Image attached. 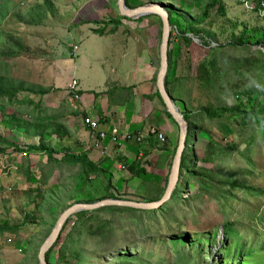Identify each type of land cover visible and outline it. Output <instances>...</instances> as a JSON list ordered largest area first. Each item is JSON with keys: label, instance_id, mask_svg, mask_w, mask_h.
<instances>
[{"label": "rangeland", "instance_id": "rangeland-1", "mask_svg": "<svg viewBox=\"0 0 264 264\" xmlns=\"http://www.w3.org/2000/svg\"><path fill=\"white\" fill-rule=\"evenodd\" d=\"M115 1L0 0V76L34 90L52 88L54 79L50 65L53 68L56 65L48 63L51 54L62 51L72 58L71 48L79 41L83 28L100 30L104 27L105 31L110 28L109 33H120L107 38L94 37L96 40L92 41L89 52L97 53L103 59L107 56L108 73L116 72L112 73L110 80L122 77V82L128 85L129 69L132 73L130 83L135 80L132 56L123 61L119 50L125 46L126 35H129L133 37L128 45L132 51L135 39L139 53L147 52V46L155 43L149 55L156 61L152 69L155 75L152 82L156 85L163 31L161 20L156 16L141 21L121 19L118 27H105L104 23L117 19ZM210 2L138 0L139 5L166 4L179 31L187 30L190 17L199 22H196L199 35L187 34L191 39V51L176 26L171 35L172 76L176 74L180 79L174 85V96L185 102L188 111L196 118V127L203 125L206 130L198 128L200 138L194 141V146L199 158L190 164V170L199 172V175L193 177L184 171L186 184L178 197L156 216L136 212L128 218L117 211L94 210L89 211L91 215L78 225L76 215L73 216L60 235L52 264L57 263L62 245L64 256L59 264H264V195L261 194L264 192V133L261 131L264 129V114L261 120L253 115H237L231 119L230 114L210 119L203 112L204 109L236 106L242 100L245 108L250 109L243 92L251 88L260 91L256 104L264 105V54L258 50L264 51V46L229 44L232 40L238 41L245 33L250 35L248 42L263 34L264 11L260 15L255 11L259 0H222L224 13L217 8L211 9L208 17L201 21L199 17ZM38 6L43 10L41 17L37 14ZM31 10L37 25L33 27L24 21L29 20L27 15ZM213 40L222 45L212 49L216 46L210 42ZM81 41L83 43L85 39ZM59 58L57 55L53 61ZM73 60L79 67V78L81 61L77 56ZM191 60H195L192 71ZM207 76L208 81L203 78ZM146 99H150L149 95ZM178 103L183 105L181 101ZM68 108L72 107L66 101L49 106L46 97L25 92L13 100L0 99V136L17 143L22 151L13 152L0 141L5 150V154L0 155V226H20L18 230L0 232V264H39V251L51 234L53 222L64 210L75 200L97 201L106 195L102 177L92 176L86 182L80 181L81 167L62 161V140L56 136L45 138L55 151L57 161L54 162L44 153L27 150L38 144V138L29 141L23 133L2 122L5 113L16 114L32 123L57 120L64 125L62 118L71 117L66 113ZM150 127L154 126L148 129ZM165 138L160 143L163 149L168 144ZM75 140L74 136L72 142ZM193 140L191 138V142ZM212 140L218 143L213 144ZM81 147L72 144L74 152L90 153L91 150ZM142 150L144 153L145 148ZM145 157L141 158V167L146 172L141 178L165 187L172 162L167 170L161 163L155 169L147 164ZM205 169L210 170L208 177H205ZM108 177L112 178V190L125 196L124 199L134 201L144 196L145 186L139 179H132L127 170ZM239 185L247 187L249 192L236 191V197L231 199L230 190L242 189ZM26 218L28 221L24 224ZM70 234L73 238L67 242ZM176 239L187 242L175 243Z\"/></svg>", "mask_w": 264, "mask_h": 264}, {"label": "crops", "instance_id": "crops-1", "mask_svg": "<svg viewBox=\"0 0 264 264\" xmlns=\"http://www.w3.org/2000/svg\"><path fill=\"white\" fill-rule=\"evenodd\" d=\"M82 28L83 26H81L80 29ZM94 30H98V28L90 27L87 28V30L83 28V33L79 36V41L74 43L78 49L74 51V48H71L72 51L70 53L73 55L72 58L70 56L69 59L67 53L62 51L55 55V51L54 55L50 53L52 58L48 60V63L56 65V68H53V66L50 65L52 69V78L54 79V86L52 88H47L50 92L44 96L46 97V103L51 106L66 101L68 105L72 107L71 109L68 108V111L66 112L71 117L69 119H67V117L62 118L63 124L66 125L70 131L71 140L69 141L70 138L62 140L60 143L61 150L64 148H70L73 153L82 154V152H74L72 144L73 147L85 146V150H91L90 153H85L91 160L100 164L108 174L115 175L116 173L121 172V170L118 169V166L124 164L128 165L135 159L145 157L142 149L143 147L145 148V144L148 143L147 140L152 138L150 146H154L155 149H152L151 152L147 154L145 160L150 167L156 169L157 165L161 163L164 170H167V168H170L169 164L171 163L174 149L179 141V132L177 123L166 116L163 105L157 97L155 98L157 85H154V82H152L155 76L152 69L155 68L156 61H154L149 55L151 48H154V45L152 44L155 43L151 42L147 46V52L139 53L135 38L134 51L128 49V45L131 43L133 37L126 35L129 43L125 41V46L122 47V49H119L121 51L120 56L123 61L128 60L127 58L132 56L134 62L133 69L135 72V80L130 83L132 73L129 69L127 73L129 84L126 85L122 82L121 75V78L116 81L110 80L112 73L116 74V72L108 73L105 64L107 59L106 55L103 59L99 58L97 53L92 54L89 52L92 50V41L94 39L96 40L94 37L107 38L111 35L117 36L120 32L109 33L110 28H108L103 35H97L93 33ZM82 38L85 39V42L83 43L81 41ZM57 55L60 56V58L53 61ZM76 56L78 60L81 61V73L79 78V67L77 62L73 60ZM80 56L82 59H80ZM98 61L101 62L98 63ZM51 69L49 70L50 73ZM73 81L78 83L77 93L79 99H76L73 94L67 91L68 86ZM44 88L46 89V87ZM122 88L132 89L130 92L132 93V99L128 102L122 103V98L120 97L117 103L111 104L109 98L110 94H112L113 91H116V93L119 94ZM61 94H66V96ZM148 95L150 98L149 100L146 99V96ZM69 96L70 98L67 99ZM69 103H71V105ZM86 117L99 119L101 127L104 130L118 127L121 133H124L125 131L141 133L144 136L141 144L142 147L137 146L136 143L127 141L122 144L121 148H118L111 141L110 135H108L104 141V146L106 148L105 153L92 148V139L89 137V130L83 124V120ZM149 126L157 127L158 131L163 132L165 137H167L168 144H166V148H164L165 150L160 146L162 141L156 135L147 134ZM74 136L77 140L72 142ZM134 148L136 150H133ZM146 149H150L149 144ZM12 156L13 155H11V157Z\"/></svg>", "mask_w": 264, "mask_h": 264}, {"label": "trees", "instance_id": "trees-1", "mask_svg": "<svg viewBox=\"0 0 264 264\" xmlns=\"http://www.w3.org/2000/svg\"><path fill=\"white\" fill-rule=\"evenodd\" d=\"M46 4H50L49 1L46 2ZM125 5L129 8H135L137 6H141L138 4V0H125ZM217 8L218 11L220 13H224L223 11V4H222V0H211L210 4L208 6H206L205 11L201 14V16L199 17L201 21H204L208 15H209V11L211 9H215ZM257 12V11H256ZM258 13V12H257ZM37 14L38 17L43 16V10L40 6H38V10H37ZM33 16V12L31 10V12L27 15V17L29 18V20H24L25 23H27L28 25H32L33 26H37L35 21L32 19ZM150 16H155V15H150ZM150 16H145L142 18H139L137 20L141 21V19L150 17ZM173 14L171 13V21H172V25L176 26L179 29V26L176 25L173 21ZM158 17V16H156ZM160 18V17H158ZM126 20L125 18H122L120 16H117V19H110L107 23H105V27L106 26H115L118 27L120 25V20ZM159 20H161L162 26H163V22L162 19L160 18ZM197 23H199L198 21L195 20V18H191L190 17V21L188 22L189 25L187 27V30L185 31H179L182 40L185 42V45L188 47V50L191 51L192 46H189V43L191 42V39L187 36V34H193L195 36L199 35L200 30H197ZM96 24H100L98 22H95ZM85 24V22H84ZM90 24V23H89ZM247 27V26H246ZM261 31H264L261 30ZM105 32V28H103L102 30H94V34L97 35H103ZM112 33H115V31H112ZM258 34V33H257ZM246 37H249L248 39H246ZM250 39V35H246L242 34V36H240V38L238 39V41H234L232 40L229 44L232 45H245V44H250L253 43L255 45H263L264 46V33L263 34H259L257 35V39H253L250 40V42H248L247 40ZM216 41H218L215 38ZM216 44L215 47H211V44ZM208 41V45H210V47L212 49H217L219 48L222 44L218 43V42H214L213 41ZM252 44V45H253ZM261 53L264 54V51H262V49H258ZM7 53V52H6ZM173 52L170 51V59H169V74L167 76L166 79V88L167 91L170 95V97L172 98V100L174 102H176V104L178 106H180V110L182 112H184L186 120L189 123V128L187 130V135H186V149L183 153V157H182V164H181V172H180V179L179 182L177 184V188L174 191L172 198L165 203L160 209H156V210H149V211H143V210H135V209H131V208H126V207H105L99 210H96L98 212L104 211V210H111V211H117V212H121L123 215L128 216V218H132L134 216V214L136 212H140V213H146L149 216H156L159 215L160 213H162L165 210L166 205L172 201L175 200L179 193L180 190L182 189L183 185L186 184V182L183 179V172L185 171L186 173L191 174L193 177H197V175H199V172L191 171V165L194 162L198 161V155L196 152V148L194 146V141L199 139L200 137L198 136V128H200V130L206 131L205 128H203V125H200V127H196V118L191 114V112L188 111L185 102L183 100H179L177 97L174 96V85L175 83H177V81H180L179 78H177L176 74H174L172 76V71H173ZM195 62V60H191L190 63H192L190 65L191 67V71H192V66L193 63ZM205 62H207V59H205ZM205 67L207 66V64H204ZM201 67H203V65L201 64ZM157 78V77H156ZM205 80H209V76L207 77H203ZM125 91V92H123ZM132 91L131 88H126V89H121V92L119 94L116 93V91H113L112 94H110V103L111 104H115L117 103L118 99L121 97L122 98V103L123 102H128L132 99V93H130ZM28 93V94H39L41 97L47 95L50 90L49 89H45V88H40L38 90H34L32 88H28L25 87L23 85V83H18L14 80H9L6 77H2L0 76V99L3 98H7L10 100H13L15 98H17V95L20 93ZM260 91L255 90V88H251L246 92H243L244 95L247 96V104L250 106V109H246L245 108V103L244 100L240 101V104L236 105V106H225V107H220L218 109H204L203 112L204 114L210 118V119H215V118H222L223 115L225 114H230L231 119L236 118L237 115H242L245 117H249L251 115L255 116L258 119H262V114H264V105H258L256 103H258V99H257V95L259 94ZM243 95V97H244ZM160 102L162 103L163 107H164V113L166 114V116L170 119H172V116L167 112L166 108H165V104L159 94V91L157 89L156 91V96ZM178 101H181L183 103V105H179ZM4 119L2 120V122L6 123L7 125H9L12 129L14 128L16 131H18V133H23L22 135H25L28 140H32V139H36L38 138V144H33V146H29L27 150H32V151H38L40 153H44L46 155V157L48 158V160H52L54 162H56V158L55 156V151L54 149L51 147V144H49L48 142H46L45 138L48 137H53L56 136V138L60 139V140H64V139H69L70 138V131L69 129L62 125L60 122H58L57 120H54L50 123H32L26 119L23 118H19L16 114H5L4 113ZM195 118V121H194ZM173 120V119H172ZM174 121V120H173ZM202 128V129H201ZM264 128V127H263ZM262 133H264V129L261 130ZM191 138H193V142H191ZM225 138V137H224ZM0 141L2 143H4V146H6L7 148H10L13 152H22L19 149V146L17 143L11 142V141H7L4 138H1L0 136ZM148 143L145 144V152L144 155L147 156L148 153L151 152L152 149H155L154 146H150L151 142H152V138L147 140ZM213 144H217L218 141L212 140ZM215 141V142H214ZM141 144V143H140ZM139 144V146H140ZM150 149H146V147L148 146ZM178 146V143H177ZM177 146L174 149V154L172 157L171 162H173L176 150H177ZM63 151V157L61 158L62 161L64 163H67L69 165L72 166H77L79 165L81 167V171L79 174L80 177V181H88L92 176L94 177H102L105 180V186H104V191L106 193L105 197H103L100 200H104V199H122V200H126L124 199L125 196L120 195L116 190H112L113 189V183H112V178L108 177V176H112L110 174H108L102 167L100 164H97L96 162H94L93 160H91L89 158V156L85 153L82 154H75L71 151L70 148H64L62 149ZM5 154V150L2 149V147L0 146V155ZM141 158L140 159H135L134 161H132L130 164H128V166H126L127 168V172L128 174H130L132 179H139L142 183V185L145 186V190H144V196L139 198V199H134V202H145V203H149V202H156L159 201L165 194L166 192V187H162V186H158L155 184H150L148 183V181H144L141 178V175H143L146 170L144 168L141 167ZM208 164H211V162H208ZM172 167V165H171ZM204 172H206L207 174L205 175V177H208V173H210V170L205 169ZM201 175V174H200ZM190 184V181L188 182ZM240 188L242 189H235L234 192L232 190H230V194H232V198H235V192L236 191H244L246 193L249 192V190L247 189V187H245L244 185H239ZM251 191V190H250ZM254 191V190H252ZM261 192V191H260ZM261 194L264 195V192H261ZM97 200V201H100ZM230 200V199H229ZM97 201H85V202H79L78 200H75V202L72 204H76V203H95ZM228 201V200H226ZM71 205V206H72ZM70 206V207H71ZM66 211V210H64ZM91 215V212H81L76 214L77 217V221H76V225H78L81 220H83L84 218H86L87 216ZM34 216V215H33ZM26 217L28 218V216L26 215ZM26 218V220L24 221V224L27 223L26 221H28V219ZM72 217L69 219L68 223L66 224V226H64L62 232L64 230H66V227L69 225V222L71 221ZM33 221H36L35 219H33ZM57 221L53 222V227L55 226V223ZM18 230L20 229V226H12V227H8L7 224H3V227L0 226V232H2V234H4V231L6 232L7 230ZM76 230V228H75ZM61 232V235H62ZM49 237V236H48ZM71 238H73V234H70V236L68 237L67 242H69L71 240ZM60 242V237L57 241V243L53 246V248L49 251L48 254H46V261L48 262V264H52L51 263V258L52 255L56 252L58 243ZM66 242V243H67ZM187 240L185 239H176L175 243H186ZM64 243V244H66ZM58 258H57V263L59 264L62 260H63V256H64V251H63V245L61 246L60 251L57 254Z\"/></svg>", "mask_w": 264, "mask_h": 264}, {"label": "water", "instance_id": "water-1", "mask_svg": "<svg viewBox=\"0 0 264 264\" xmlns=\"http://www.w3.org/2000/svg\"><path fill=\"white\" fill-rule=\"evenodd\" d=\"M115 7L117 9L118 16L125 18L127 21L137 20L145 16L155 15L160 17L163 22V31L159 49L160 68L157 73L156 85L159 94L165 104L167 112L172 116V119L177 123L179 127L178 147L172 162L166 192L159 201L149 203L134 202L122 199H104L95 203H76L72 205L59 216L57 222L55 223V226L51 231V234L42 245L38 254L39 264H48V262L46 261V254H48L53 246L57 243L64 226H66L71 217L81 212H89L111 206L126 207L143 211L160 209L172 198V195L176 190L177 184L180 179L182 157L186 149V135L189 128V123L186 120L185 114L181 112L180 107L176 104V102L172 100L166 88V79L169 74L171 35L174 30V26L172 25L171 21V13L167 9L166 4L160 3H149L137 6L135 8H129L125 5V0H116Z\"/></svg>", "mask_w": 264, "mask_h": 264}, {"label": "built area", "instance_id": "built-area-1", "mask_svg": "<svg viewBox=\"0 0 264 264\" xmlns=\"http://www.w3.org/2000/svg\"><path fill=\"white\" fill-rule=\"evenodd\" d=\"M258 5L259 7L256 8L255 11H257L258 14L260 15V13L264 11V0H259ZM77 49L78 47L74 46V51H76ZM77 86H78V83L76 81H73L68 86V92L73 94L76 99H79V95L77 93L78 91ZM83 124L89 130V137L92 139L91 147L96 150L102 151L103 153H105V149H106L104 146V141L108 137V135H110L111 141L118 148H121L122 144L127 141L136 143L137 146H139V144L142 143V140L144 137L141 133H135L132 131H125L124 133H121L118 127H113L111 129L104 130L101 127L100 120L92 118V117L84 118ZM147 134L156 135L161 141H165L164 133L158 131L156 127H150L147 131ZM118 169L121 171L127 170L125 164L118 166Z\"/></svg>", "mask_w": 264, "mask_h": 264}]
</instances>
